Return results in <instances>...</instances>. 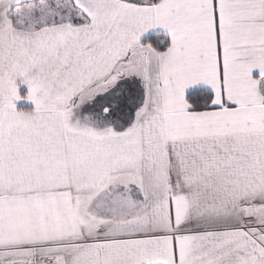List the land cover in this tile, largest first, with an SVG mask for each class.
Listing matches in <instances>:
<instances>
[{
    "label": "snow or ice",
    "instance_id": "obj_1",
    "mask_svg": "<svg viewBox=\"0 0 264 264\" xmlns=\"http://www.w3.org/2000/svg\"><path fill=\"white\" fill-rule=\"evenodd\" d=\"M0 264H264V0H0Z\"/></svg>",
    "mask_w": 264,
    "mask_h": 264
}]
</instances>
